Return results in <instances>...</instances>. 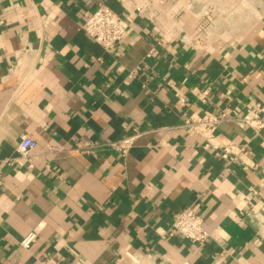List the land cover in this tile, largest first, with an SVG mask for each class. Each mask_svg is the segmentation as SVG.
Segmentation results:
<instances>
[{
	"label": "crops",
	"instance_id": "0c3cea01",
	"mask_svg": "<svg viewBox=\"0 0 264 264\" xmlns=\"http://www.w3.org/2000/svg\"><path fill=\"white\" fill-rule=\"evenodd\" d=\"M190 1L144 19L125 0H0V264H264V131L223 122L218 141L247 146L232 163L184 126L264 110V0ZM100 4L129 22L111 52L83 30ZM136 132L127 157L108 147ZM188 208L206 244L168 234Z\"/></svg>",
	"mask_w": 264,
	"mask_h": 264
},
{
	"label": "built area",
	"instance_id": "2783aa9c",
	"mask_svg": "<svg viewBox=\"0 0 264 264\" xmlns=\"http://www.w3.org/2000/svg\"><path fill=\"white\" fill-rule=\"evenodd\" d=\"M157 0H125V8L132 9L135 13L144 19H153L155 5ZM197 0H191L187 4L188 10H193ZM83 30L91 36L106 52H111L115 47L122 43L129 30V22L119 13L105 4H100L95 11L85 14ZM180 40L186 45H203L202 40L195 39L193 36L181 31L177 34ZM226 121H234L238 126L249 128L255 136L264 131V110L257 107L255 111H250L240 116H233L227 112L218 114H208L201 118L186 119L184 126L190 128L193 132L203 137L206 141V147L213 148L215 154L226 159L229 162H235L240 155L246 153V144H236L233 142L220 143L216 132L219 126ZM143 135L136 132L121 140L110 142L108 147L122 157H127L134 147L136 141ZM37 143L30 135H23L17 148V153L23 157H29L36 149ZM93 145L86 142L83 146L85 152H90ZM39 228L31 230L21 241L24 249H30L37 240ZM168 234L173 237H181L193 243L203 245L210 238V232L205 227L204 219L192 208L181 211L175 218L173 224L168 229ZM131 260L139 264L143 259H149L154 264H191L188 261L174 263L170 259L161 255H143L129 254ZM41 264H52L49 259Z\"/></svg>",
	"mask_w": 264,
	"mask_h": 264
}]
</instances>
